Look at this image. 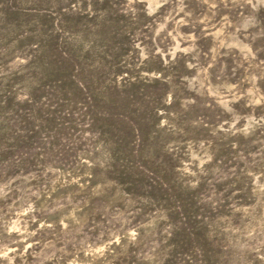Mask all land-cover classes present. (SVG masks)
Masks as SVG:
<instances>
[{
	"label": "rangeland",
	"instance_id": "rangeland-1",
	"mask_svg": "<svg viewBox=\"0 0 264 264\" xmlns=\"http://www.w3.org/2000/svg\"><path fill=\"white\" fill-rule=\"evenodd\" d=\"M0 264H264V0H0Z\"/></svg>",
	"mask_w": 264,
	"mask_h": 264
}]
</instances>
